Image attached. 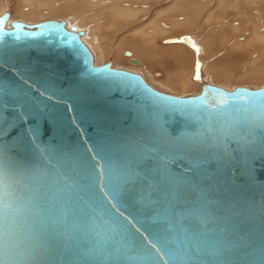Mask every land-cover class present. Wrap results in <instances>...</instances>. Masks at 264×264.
Returning a JSON list of instances; mask_svg holds the SVG:
<instances>
[{
  "label": "water",
  "instance_id": "water-1",
  "mask_svg": "<svg viewBox=\"0 0 264 264\" xmlns=\"http://www.w3.org/2000/svg\"><path fill=\"white\" fill-rule=\"evenodd\" d=\"M10 19L8 12L0 17V156L13 174L52 166L63 171L66 162L81 180L91 172L95 192L127 228V235L113 237V245L148 244L145 237L172 220L175 264H222L209 251L221 240L233 246L227 251L228 264H264L259 121L250 110L246 119L253 143L232 132L243 115L235 109L248 103V97L236 93L259 95L264 87L228 91L201 75L195 77L202 84L198 95H169L141 74L112 68L111 62L96 66L82 40L84 32L69 28L66 21H14L8 27ZM205 93L206 103H189ZM222 110L232 115L225 117ZM196 133L205 137L196 152L165 155L160 147ZM109 165L114 169L110 187ZM124 167L134 170L133 181L119 178ZM177 180L183 182L179 191ZM195 201L203 205L204 225L189 215ZM156 255L160 264H168L167 256ZM62 264L86 262L69 256ZM87 264L123 262L114 253L111 259Z\"/></svg>",
  "mask_w": 264,
  "mask_h": 264
},
{
  "label": "bare ground",
  "instance_id": "bare-ground-1",
  "mask_svg": "<svg viewBox=\"0 0 264 264\" xmlns=\"http://www.w3.org/2000/svg\"><path fill=\"white\" fill-rule=\"evenodd\" d=\"M18 1L23 8L16 6L17 17L12 21V4L0 0V17L6 12L11 14L8 27L14 21L37 24L68 18L69 28L84 32L83 42L84 37L89 38L96 66L106 64L110 56L109 62L121 58L124 64V50L135 46V59L129 61L137 66L133 69L145 72L147 83H154L169 95L184 96L190 89L201 92L197 75L208 77L210 84L220 88L235 84L234 87L259 89L264 81V0H171L155 9L152 4H162L164 0ZM148 13L151 17L146 19ZM231 16L240 22L231 21ZM144 17L142 24L125 31ZM169 37L174 38L170 47H162L160 40ZM134 38H142L146 50L138 48ZM142 51L152 66L163 68L165 77L153 74L152 67L142 60L139 65L133 64L132 60L139 61L136 55Z\"/></svg>",
  "mask_w": 264,
  "mask_h": 264
},
{
  "label": "snow or ice",
  "instance_id": "snow-or-ice-1",
  "mask_svg": "<svg viewBox=\"0 0 264 264\" xmlns=\"http://www.w3.org/2000/svg\"><path fill=\"white\" fill-rule=\"evenodd\" d=\"M199 78L197 75L196 79ZM257 94L236 93L238 98L248 97V103L235 109L243 115L236 119L240 127L232 129V132L248 143L254 142L252 128L246 119L251 110L259 121L256 126L260 134L259 148L264 151V93ZM207 101L205 93L189 103L204 104ZM222 114L225 117L232 115L223 110ZM211 119L209 116V122ZM204 141V134L196 133L174 145L160 143V147L165 149V155L173 150L196 152ZM61 167L63 171L52 166L51 170L36 169L13 174L0 156V264H62L69 256L87 264L91 260L111 259L114 253L119 255L123 264H160L156 252L167 256L168 264L170 261L175 264L176 252L170 246V233L176 229L174 221L169 220L163 229L154 230L150 238L145 237L148 244L141 241L127 248L119 242L113 245V237L127 235V228L120 217L106 207L103 197L95 192L96 184L91 172L81 180L67 162ZM113 171L109 165V187ZM118 175L123 181L135 179L131 167H124ZM182 183L179 180L175 182L177 191ZM147 196L150 198L152 193H147ZM189 215L200 225L207 222L199 201L194 202ZM232 247L221 240L209 251L219 257L222 264H228L227 251Z\"/></svg>",
  "mask_w": 264,
  "mask_h": 264
},
{
  "label": "rangeland",
  "instance_id": "rangeland-1",
  "mask_svg": "<svg viewBox=\"0 0 264 264\" xmlns=\"http://www.w3.org/2000/svg\"><path fill=\"white\" fill-rule=\"evenodd\" d=\"M94 1V0H93ZM169 1H171V0H164L163 2H162V4H152V8L153 9H155L156 7H161V6H163V5H167V4H169V3H171L172 1H175V0H172L171 2H169ZM178 1V0H177ZM6 2H8L10 5H11V13H12V21L14 20V17L16 16L17 17V12L15 11V8H17V7H20V8H23L21 5H20V3H18L19 1L18 0H6ZM100 2V1H99ZM168 2V3H167ZM16 4V5H15ZM17 6V7H16ZM149 17H151V14L150 13H148L147 14V16H146V19L148 18L149 19ZM145 19V17L144 18H142V19H138V21L136 22V23H134L133 25H131L130 27H127L126 28V30L125 31H128V29L130 30V29H132V28H136V26L137 25H140V24H142V22L143 21H145L146 20ZM229 19L232 21H238V22H236V24L237 23H239L240 22V19H235V18H233V16H231V17H229ZM51 20H55V19H51ZM56 20H58V19H56ZM60 20H66L67 22L69 21L68 20V18H62V19H60ZM264 23V22H263ZM74 25L75 24H77L78 26H79V22H74L73 23ZM235 24V23H234ZM77 25H75V26H77ZM87 28H89L90 29V26L89 27H87ZM88 29V30H89ZM82 30H87L86 28H82ZM88 30L86 31V32H88ZM87 35H88V33H87ZM177 35V34H176ZM133 38V37H132ZM85 39H87V40H85ZM174 38H172V37H169V38H166V39H161L160 40V43L162 44V43H164V45H162V47H166V48H169L170 47V44H172V42L174 41L173 40ZM176 39V38H175ZM134 42H137V43H135V45L137 46H139L138 48H143V41H142V38H134V39H132ZM142 41V42H141ZM84 42L86 43V42H88L89 43V38H86V37H84ZM88 43H86L87 45H88V47L93 51V49H92V44H88ZM141 43V44H140ZM140 44V45H139ZM165 44H167V45H165ZM140 46H142V47H140ZM133 47H135V46H132V47H129L127 50H124V54H123V57H124V59L126 60L125 61V63L124 64H122V63H120L121 62V58H119L118 60L117 59H115V61H114V63H112V66L114 67V66H116V67H114L115 69H124V70H126V71H131L132 73H137V74H141L142 76L144 75V73L145 72H142V70L140 71V70H138V69H133L134 67H137V66H135V65H132V64H130V60H131V58L132 57H134V55H133V53H134V48ZM133 48V49H132ZM113 50H114V48H113ZM143 50H146V49H144L143 48ZM128 52H130V53H132V56H128ZM142 52H144V53H139L138 55H136L137 56V58L139 59V61L140 60H142V61H144L145 63L144 64H146V66H148V68L149 67H152V72H153V74H155L156 73V75L157 76H161V77H165V74H163V68L162 67H160V66H158L157 65V67H154V66H152L151 65V62L149 61V59H148V61L146 60V58H144L145 57V51H142ZM225 52H227V51H225ZM93 54H94V56H95V53H94V51H93ZM112 59V57L110 56V59H108V60H106V63L107 62H109L110 60ZM134 59H135V57H134ZM118 61V62H117ZM141 62V61H140ZM143 63V62H142ZM116 64V65H115ZM97 65V64H96ZM129 69V70H128ZM144 71V70H143ZM156 76V77H157ZM143 78H144V76H143ZM148 84L150 85V86H152L153 88H155L156 90H158V91H160L159 89H157L156 87H154L155 85H154V83H152V82H148ZM235 85V84H234ZM234 85H232V86H226V87H222V88H224V89H226V90H228V91H231V90H233V89H235V88H237V87H241V86H235L234 87ZM219 86V85H218ZM242 87H247V88H249L248 86H242ZM262 87H264V81H263V83H262V86L260 85V88H262ZM200 92L199 91H194V90H192V89H190L186 94H183L184 96H180L179 94H175V95H179L178 97H187V96H195V95H198Z\"/></svg>",
  "mask_w": 264,
  "mask_h": 264
}]
</instances>
